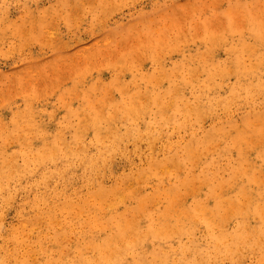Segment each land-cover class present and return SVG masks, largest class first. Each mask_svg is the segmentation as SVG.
<instances>
[{"label": "rangeland", "instance_id": "obj_1", "mask_svg": "<svg viewBox=\"0 0 264 264\" xmlns=\"http://www.w3.org/2000/svg\"><path fill=\"white\" fill-rule=\"evenodd\" d=\"M172 86L177 91L168 93ZM177 92L191 106L201 103V114L193 113L188 124L174 127L173 111L165 110L160 113L165 120H158V105L149 102L135 119L136 128L158 123L154 126L159 130H182L184 138L195 130L202 135L214 128L227 130L229 136L247 130V144L231 146L216 137V145L206 147L201 161L214 160L226 181L230 162L242 163L255 179H241L221 193L238 197L242 185L264 203V0H0V170L8 171L0 178V258L4 248L15 247L12 234L17 233L25 241L21 254L40 250L37 240L45 235L46 250L56 258L63 251L73 259L82 241L85 212L79 215L80 224L64 216L53 224L60 229L65 223L70 229L60 247L54 245L45 221L26 222L34 213L30 203L36 196H45L38 206L44 211L61 201V189L73 202L85 194V153L94 152L98 144L93 129L83 126L84 112L102 101L120 102L129 96L125 93L145 102L147 93L171 99ZM110 112L111 127L124 137L131 123L123 112ZM73 130L87 131L77 139ZM57 132L60 147L74 150L65 159L69 182L45 173L56 161L37 160L38 149L51 144ZM143 143H119L110 156L105 186L117 180L127 188L134 182L127 176L147 165L149 156L161 157L163 142ZM194 170L200 174V167ZM158 185L149 181L140 189L148 194ZM208 189L199 187L196 198L211 210L216 201L208 197ZM137 200H125L118 212L130 216L128 208ZM194 200L186 196L184 203L189 206ZM183 219L192 234L173 237L171 244L184 242L190 250L195 241L205 264H264V243L235 259H219L208 246L205 223ZM239 219H229L224 230H233ZM258 224L255 215L245 220L249 227ZM35 256L44 264L43 253Z\"/></svg>", "mask_w": 264, "mask_h": 264}, {"label": "bare ground", "instance_id": "obj_2", "mask_svg": "<svg viewBox=\"0 0 264 264\" xmlns=\"http://www.w3.org/2000/svg\"><path fill=\"white\" fill-rule=\"evenodd\" d=\"M173 91H177L176 86L167 90L168 93ZM125 95L129 96L120 102L102 101L100 107L92 108L83 114V126L93 129L94 143L98 145L94 152L85 153L87 157L82 168L86 192L78 202H73L61 189V201L50 204L44 211H40L38 206L45 200V196H36L30 203L34 213L27 215L29 222L26 223L38 225L45 221L48 228L52 229L50 233L53 234V243L57 247L63 244L70 229L65 223L60 229H56L53 224L59 223L63 216L80 224L82 220L79 215L84 212L87 214L79 233L82 241L78 245L76 256L67 259L62 251L56 258L45 249V235L39 236L37 240L40 250L30 248L25 254H21L25 246L24 238L20 240L17 233H13L12 238L16 245L13 248H4L5 253L0 258V264H39L36 253H43L44 264H205V258L198 251L195 241L191 247L192 251L184 242L171 244L173 237L192 234L193 229L183 224V218L189 222L200 218L205 223L204 235L208 246L215 251L219 259H235L243 250L258 248L264 243V203L255 201L247 187L242 185L239 186L238 197H225L221 193L230 185L237 186L241 179L254 180V175L242 163L230 162L227 166L230 178L226 181L220 175L214 160L201 161L206 147L216 145L219 138L227 139L231 146L247 144V130H237L234 136H229L227 130L215 128L204 135L196 134L195 130L190 133L189 138L183 137L182 130H159L154 126L158 123L149 124L146 130H139L136 128L135 119L143 115L140 113L146 109L149 102L158 105V120L164 121L165 117L160 113L171 109L175 114L172 118L174 127L188 124V117L193 113L201 114V103L191 106L192 104L185 103L179 92L171 99H158L155 93H147L145 102L137 100L133 94ZM213 101L214 99H210L209 103ZM111 108L123 112L122 115L132 125L124 137L111 127ZM178 112L181 117H177ZM73 131L74 137L78 139L82 136L81 133L87 130ZM56 134L58 135L53 138L51 144L46 143L38 149L37 160L48 159L54 163L56 161L58 164L45 173L56 180L58 178L69 182L70 178L64 177L69 169L65 159L72 155L74 150L62 149L58 142L59 133ZM123 140L133 144L144 141L145 146H151L159 140L163 142L161 157L149 156L147 165L139 168L134 175L127 176L134 181L127 188L117 183V180L111 186H105L104 177L110 170V156ZM84 151L85 149L82 150ZM197 167H200V174L194 170ZM7 175V168L2 167L0 178ZM110 175L111 173L108 177ZM149 181H156L159 185L151 193L144 194L140 187ZM203 186L209 188L208 197L215 198L216 204L211 210L196 198L198 188ZM186 196L195 198L189 206L184 203ZM132 198L138 200L135 206L128 208L130 216L119 213V205ZM160 202H164L163 208L159 206ZM59 211L62 215H59ZM250 215L259 218L257 226L245 225V220ZM232 218H240L237 226L233 230L225 231L224 224Z\"/></svg>", "mask_w": 264, "mask_h": 264}]
</instances>
